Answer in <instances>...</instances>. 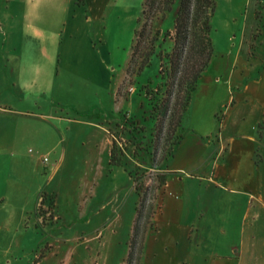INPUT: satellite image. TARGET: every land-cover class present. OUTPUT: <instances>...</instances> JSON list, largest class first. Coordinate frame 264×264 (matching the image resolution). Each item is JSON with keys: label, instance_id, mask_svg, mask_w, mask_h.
I'll use <instances>...</instances> for the list:
<instances>
[{"label": "rangeland", "instance_id": "rangeland-1", "mask_svg": "<svg viewBox=\"0 0 264 264\" xmlns=\"http://www.w3.org/2000/svg\"><path fill=\"white\" fill-rule=\"evenodd\" d=\"M144 1L16 0L13 6L4 1L0 12L4 17L11 11L20 15L23 12L20 4L26 3V13L46 14L44 20L49 30V38H45L48 42L46 63L50 68L47 72L53 71V76L47 85L51 95L47 107L38 113H50L56 109L66 122L63 123L64 132H59L58 138L61 139L59 150L65 153V160L50 179L52 193H48L46 204L41 209L40 201L31 217L38 227H28L29 221L25 229L18 226L21 210L32 195L33 187L45 179L43 176L35 177V171L31 170L29 158L39 153L36 142L28 141L27 150L20 157L19 172L27 175V181H17L11 165L0 162V222L5 220L3 213L9 214L8 222L14 227L12 236L17 243L16 249L9 251L7 257L2 254L5 246H0V264H127L137 207L141 201V192L135 189L129 173L145 163L148 155L146 151L139 150L137 157L133 158L130 151L124 157L123 166L114 167L110 165L103 141L107 135L113 141L114 134L119 138L118 142L128 144L125 135L116 133L119 130L116 125L121 124L125 115L145 128V142H148L154 125L144 87L155 88L162 82L159 71L166 62L155 57L152 64L134 79L127 75L135 31L141 28L143 21ZM213 1L215 7L209 20L214 46L211 62L223 61L225 50L239 44L244 35L247 44L253 45L255 56L264 59V0ZM178 9L179 2H176L171 12L155 21L163 32L158 52L171 50L172 40L166 33H173ZM250 60L255 58L250 57ZM58 68L60 75L55 78ZM205 75L206 72L199 83L201 97L208 90L203 83ZM118 94L123 97L130 94L129 99L118 103ZM56 99H61L63 104L58 105ZM211 100L209 106L214 107L216 99ZM198 104L204 106V103ZM203 111L201 108L193 116L190 113L186 117L185 113L183 134H197L195 131L198 132L199 124L195 126L198 128H192L191 122L198 117L205 119L202 122L204 127L210 128L207 111ZM201 137L200 140L206 141L212 136ZM29 149L34 151V155L28 152ZM195 149L198 153L203 151L199 147ZM173 160L167 165L173 166ZM51 164L54 165L53 162ZM145 167L143 170L147 169ZM147 173L151 178L155 177L152 175L154 171ZM142 182L151 186L157 184L148 177ZM52 194L56 205L50 211L48 198ZM153 194L156 197V193ZM15 195V200L11 201L10 197ZM205 202L204 197L197 198L193 205L201 211ZM240 206L241 212L237 213L240 219L247 226L251 223L256 226L251 234L252 253L261 255L264 252V211L256 214L255 218H248L246 204ZM200 220L198 218L197 221ZM148 227L149 224L146 228L141 226V232L138 231L141 238L136 256L140 264H152L151 257L147 258L148 252L152 253V245L145 246ZM169 230L167 226L157 235L160 242L157 249L163 248ZM243 233L244 229H241V238ZM245 235L248 236L247 232Z\"/></svg>", "mask_w": 264, "mask_h": 264}, {"label": "crops", "instance_id": "crops-1", "mask_svg": "<svg viewBox=\"0 0 264 264\" xmlns=\"http://www.w3.org/2000/svg\"><path fill=\"white\" fill-rule=\"evenodd\" d=\"M4 1L0 0V12ZM7 2L13 6L16 0ZM26 5L20 4L23 7L20 15L13 11L5 17L0 14V162L11 165L17 181H27V175L19 172L18 167L26 144L35 141L39 153L29 158L31 170L35 171V177L45 178L33 187L21 210L18 226L23 229L27 221L28 227L37 225L31 217L43 193H52L50 179L65 160L58 138L66 122L56 109L38 113L45 110L51 97L47 85L53 71L47 72L45 40L49 38V30L44 20L46 14L30 15L26 13ZM253 51V45H248L246 36H242L239 44L225 50L223 61L210 63L203 80L208 88L206 94L199 96L202 91L199 85L193 96L185 117L202 108L207 111L210 128L203 126V117L193 119L192 128H198L195 126L199 124L198 132L205 131L198 133L191 129L200 135L183 134L174 157L169 160L174 159L173 166L167 165L163 170L167 179L156 192L145 245H152V253L147 254L152 264H264V252L252 253L251 234L256 226L251 222L247 226L237 214L241 212V204H246L248 218L264 211V59H258ZM59 75L60 68L55 78ZM129 95H119L118 103L128 100ZM211 98L216 99L214 107L209 106ZM56 102L63 104L61 99ZM208 134L212 137L200 140V136L205 139ZM103 142L110 157L113 141L107 135ZM198 147L203 151L198 153L195 149ZM28 152L34 155L32 149ZM48 155L51 156L45 162ZM9 178L13 179L11 175ZM14 197L10 200H15ZM202 197L206 202L199 211L193 203ZM3 216L0 246H5L2 254L7 257L17 243L12 236L14 227L8 222L9 214ZM167 226L170 230L166 243L157 249L160 243L157 235ZM241 229H244L242 238Z\"/></svg>", "mask_w": 264, "mask_h": 264}, {"label": "trees", "instance_id": "trees-1", "mask_svg": "<svg viewBox=\"0 0 264 264\" xmlns=\"http://www.w3.org/2000/svg\"><path fill=\"white\" fill-rule=\"evenodd\" d=\"M176 2H179V9L173 33L171 35L169 32L166 33L172 40V47L169 52L161 53L158 49L162 43L163 32L155 21L171 12ZM214 7L213 0H145L143 3V21L141 28L135 31L127 75L134 79L152 64L155 57L161 58L166 64L161 65L159 71L162 82L155 88L148 85L144 87L151 106V117L154 120L148 142L144 141L145 128L127 115L122 117L121 124L117 123L116 128L119 130L116 133L125 135L128 144L123 145L118 142V137L112 135L113 144L109 160L111 166H123L124 157L130 151L133 158L137 157L139 150L146 151L148 155V160L141 164L142 166H136V169L129 173L135 189L141 192V201L137 207L127 264H139L136 253L141 235L138 236V231L141 232V226L146 228L150 223L156 200L153 193L166 183L167 176L163 170L174 157V151L183 139V117L201 78L210 66L214 46L210 36L209 20ZM142 167L147 169L143 170ZM149 170L154 171L155 174L152 175L155 177L151 178L148 175ZM146 177L157 182L156 186L142 182ZM47 197L48 193H43L41 209L46 204ZM55 199L54 195L49 196L48 210L55 209Z\"/></svg>", "mask_w": 264, "mask_h": 264}, {"label": "built area", "instance_id": "built-area-1", "mask_svg": "<svg viewBox=\"0 0 264 264\" xmlns=\"http://www.w3.org/2000/svg\"><path fill=\"white\" fill-rule=\"evenodd\" d=\"M49 159H48V156H45L44 157V161L47 162Z\"/></svg>", "mask_w": 264, "mask_h": 264}]
</instances>
